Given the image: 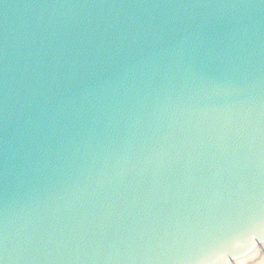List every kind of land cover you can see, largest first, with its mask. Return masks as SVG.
<instances>
[{
    "label": "water",
    "instance_id": "95a60500",
    "mask_svg": "<svg viewBox=\"0 0 264 264\" xmlns=\"http://www.w3.org/2000/svg\"><path fill=\"white\" fill-rule=\"evenodd\" d=\"M200 261H264V0H0V264Z\"/></svg>",
    "mask_w": 264,
    "mask_h": 264
},
{
    "label": "snow or ice",
    "instance_id": "6c2138e0",
    "mask_svg": "<svg viewBox=\"0 0 264 264\" xmlns=\"http://www.w3.org/2000/svg\"><path fill=\"white\" fill-rule=\"evenodd\" d=\"M195 219H196V216L193 214V215L190 217V220L195 221ZM189 243H191V242L189 241ZM197 264H204V262H203V261H200V262H197Z\"/></svg>",
    "mask_w": 264,
    "mask_h": 264
},
{
    "label": "bare ground",
    "instance_id": "6f19581e",
    "mask_svg": "<svg viewBox=\"0 0 264 264\" xmlns=\"http://www.w3.org/2000/svg\"><path fill=\"white\" fill-rule=\"evenodd\" d=\"M260 264H264V261H262V263H260Z\"/></svg>",
    "mask_w": 264,
    "mask_h": 264
}]
</instances>
